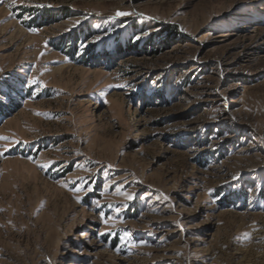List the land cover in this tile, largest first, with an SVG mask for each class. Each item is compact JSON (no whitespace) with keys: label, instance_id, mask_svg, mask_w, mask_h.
<instances>
[{"label":"rangeland","instance_id":"1","mask_svg":"<svg viewBox=\"0 0 264 264\" xmlns=\"http://www.w3.org/2000/svg\"><path fill=\"white\" fill-rule=\"evenodd\" d=\"M0 264H264V0H0Z\"/></svg>","mask_w":264,"mask_h":264},{"label":"snow or ice","instance_id":"2","mask_svg":"<svg viewBox=\"0 0 264 264\" xmlns=\"http://www.w3.org/2000/svg\"><path fill=\"white\" fill-rule=\"evenodd\" d=\"M117 15H118V16H123V15H128V13H121V12H118ZM33 31H35V30L33 29ZM131 198H132V197H129V199H131Z\"/></svg>","mask_w":264,"mask_h":264}]
</instances>
